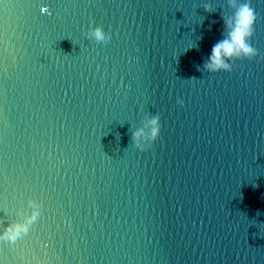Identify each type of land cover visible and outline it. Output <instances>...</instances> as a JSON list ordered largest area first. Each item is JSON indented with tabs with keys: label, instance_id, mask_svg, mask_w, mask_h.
<instances>
[{
	"label": "water",
	"instance_id": "obj_1",
	"mask_svg": "<svg viewBox=\"0 0 264 264\" xmlns=\"http://www.w3.org/2000/svg\"><path fill=\"white\" fill-rule=\"evenodd\" d=\"M248 3L259 55L209 73L228 0H0V226L40 206L0 264H264V0Z\"/></svg>",
	"mask_w": 264,
	"mask_h": 264
},
{
	"label": "clouds",
	"instance_id": "obj_2",
	"mask_svg": "<svg viewBox=\"0 0 264 264\" xmlns=\"http://www.w3.org/2000/svg\"><path fill=\"white\" fill-rule=\"evenodd\" d=\"M228 6L232 9V13L223 18L225 24L223 38L212 46L210 55L204 62V68L209 73L231 72L236 61L252 60L259 55L258 50L251 43L256 15L248 0H228ZM205 11L211 12L212 8L206 6ZM83 35L105 50L112 47L110 37L100 24L90 22ZM177 102L183 106L182 100ZM160 131L159 115L145 118L143 126L132 135L134 147L140 151L150 148L159 138ZM29 204L32 206L31 214L25 215L22 222L0 226V241L13 244L29 233L30 226L40 216V206L35 201H29Z\"/></svg>",
	"mask_w": 264,
	"mask_h": 264
},
{
	"label": "snow or ice",
	"instance_id": "obj_3",
	"mask_svg": "<svg viewBox=\"0 0 264 264\" xmlns=\"http://www.w3.org/2000/svg\"><path fill=\"white\" fill-rule=\"evenodd\" d=\"M33 7H39V5H32ZM51 5H49V7H50ZM48 11V9H46L45 10V12H47Z\"/></svg>",
	"mask_w": 264,
	"mask_h": 264
}]
</instances>
